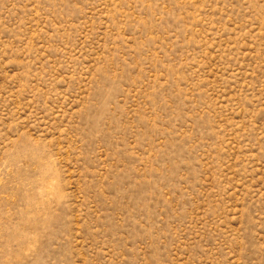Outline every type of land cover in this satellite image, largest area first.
Listing matches in <instances>:
<instances>
[{"label": "rangeland", "instance_id": "obj_1", "mask_svg": "<svg viewBox=\"0 0 264 264\" xmlns=\"http://www.w3.org/2000/svg\"><path fill=\"white\" fill-rule=\"evenodd\" d=\"M0 264H264V0H0Z\"/></svg>", "mask_w": 264, "mask_h": 264}]
</instances>
